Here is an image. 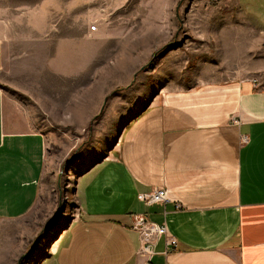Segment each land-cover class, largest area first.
Instances as JSON below:
<instances>
[{
  "label": "crops",
  "instance_id": "crops-1",
  "mask_svg": "<svg viewBox=\"0 0 264 264\" xmlns=\"http://www.w3.org/2000/svg\"><path fill=\"white\" fill-rule=\"evenodd\" d=\"M237 2L244 21L228 25L238 37L226 39L235 71L165 89L88 161L80 210L42 264H264V0ZM257 48L262 54L247 61ZM72 50L40 60L64 80L74 76ZM7 54L0 37V75L9 65L18 75L22 57ZM35 124L28 107L0 86V220L28 216L41 199L48 143ZM157 189L167 191L166 203L140 200ZM138 217L166 225L177 248L162 237L152 256L143 253L133 229Z\"/></svg>",
  "mask_w": 264,
  "mask_h": 264
},
{
  "label": "rangeland",
  "instance_id": "rangeland-1",
  "mask_svg": "<svg viewBox=\"0 0 264 264\" xmlns=\"http://www.w3.org/2000/svg\"><path fill=\"white\" fill-rule=\"evenodd\" d=\"M237 4L0 0L6 9L0 11V37L8 42L7 59L22 57L15 65L19 74L12 75L9 65L0 86L28 107L48 143L38 206L22 219L0 220V264H42L80 210L78 184L85 165L113 145L162 91L235 71L238 63L228 57L226 39L231 33L238 37L227 26L244 21ZM70 46L77 61L74 76L59 80L40 56H64ZM252 51L247 61L262 54ZM100 85L106 94L94 96ZM119 144L120 138L115 147Z\"/></svg>",
  "mask_w": 264,
  "mask_h": 264
},
{
  "label": "built area",
  "instance_id": "built-area-1",
  "mask_svg": "<svg viewBox=\"0 0 264 264\" xmlns=\"http://www.w3.org/2000/svg\"><path fill=\"white\" fill-rule=\"evenodd\" d=\"M90 29L92 32H95L97 31V26L93 25ZM140 200L148 206L153 204H164L168 201L167 191L165 189H157L151 194L141 195ZM177 208H181L180 205H177ZM133 229L140 233L142 252L149 256L153 255L156 242L162 237L165 238L168 248H177V240L169 233L166 225H158L138 217V219L134 220Z\"/></svg>",
  "mask_w": 264,
  "mask_h": 264
}]
</instances>
